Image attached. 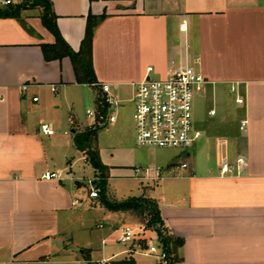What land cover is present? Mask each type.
<instances>
[{
    "label": "crops",
    "instance_id": "obj_1",
    "mask_svg": "<svg viewBox=\"0 0 264 264\" xmlns=\"http://www.w3.org/2000/svg\"><path fill=\"white\" fill-rule=\"evenodd\" d=\"M50 1L75 52L88 17L106 16L95 31L93 68L121 108L122 90L134 94L149 67L166 77L197 62L207 84L196 102L209 107L195 109L201 137L192 148L170 154L121 142L120 154L132 157L126 160L115 152L106 160L97 150L108 174L118 169L135 179L136 167L161 170L158 180L141 183L166 227L184 240L180 264H264V0ZM40 15L32 9L21 20L0 18V264H163L139 244L158 247L155 233L143 230L141 240L119 243L123 227L142 226L83 188L86 165L100 176L75 146V132L90 126L76 113L83 105L97 108L100 91L77 82L70 58L46 61L42 46L55 37ZM125 122L117 115L120 138ZM43 124L55 135H45ZM130 132L134 137V119ZM179 155L189 161L177 162ZM239 159L247 162L239 175L221 176L224 161ZM48 173L62 180H48Z\"/></svg>",
    "mask_w": 264,
    "mask_h": 264
},
{
    "label": "built area",
    "instance_id": "obj_2",
    "mask_svg": "<svg viewBox=\"0 0 264 264\" xmlns=\"http://www.w3.org/2000/svg\"><path fill=\"white\" fill-rule=\"evenodd\" d=\"M1 4L8 6L11 1L4 0ZM206 84V78L198 70L197 62L194 65L172 69L166 77H157L155 68L149 67L145 77L133 84V119L138 145L151 149L182 151L192 148L201 137L195 125L194 103L203 93ZM94 87L100 91V100L97 108L89 109L86 113L87 118L91 120L89 128H105L117 121V113L124 102L112 93L110 84L96 83ZM23 90L25 92L27 86ZM232 92H235V89H232ZM34 100L37 101L38 98ZM237 103L243 104L244 100L239 98ZM70 122L75 125L74 120L71 119ZM246 125L247 122L242 123V131L245 130ZM41 130L47 136L55 135V131L47 124H43ZM246 166L247 162L244 159H239L236 163L224 161L221 166V176L239 175L242 167ZM183 167L185 168L186 165ZM134 174V178L139 181H154L160 178L161 170L136 167ZM45 178L62 180L61 175L55 173H48ZM90 190V197L98 199L99 190L93 186ZM99 227L103 228L104 225L101 224ZM143 230V228L135 229L131 226L123 227L117 241L121 244H131L141 240L140 234ZM146 250L161 263L169 264L168 255L161 247L147 243ZM96 264H110V260H102Z\"/></svg>",
    "mask_w": 264,
    "mask_h": 264
},
{
    "label": "trees",
    "instance_id": "obj_3",
    "mask_svg": "<svg viewBox=\"0 0 264 264\" xmlns=\"http://www.w3.org/2000/svg\"><path fill=\"white\" fill-rule=\"evenodd\" d=\"M38 9L41 12L40 19L44 27L55 37V43L43 45L42 49L46 61L62 60L70 58L79 84L92 85L98 83L93 68L92 48L97 26L106 16L88 17L86 35L79 52H75L62 37L58 25L57 16L53 11L50 0H27L21 4H10L7 7L0 6V18L22 19V13L26 10ZM25 25V24H24ZM103 127L87 128L85 131H76L74 143L78 150L85 154L88 162L95 168L100 176L99 200L101 204L111 212H128L139 218L140 225L145 231L156 234L159 247L168 255L169 264H180L178 250L183 247L184 240L176 238L166 227L160 212L159 204L153 198L145 195L132 197L123 202L110 201L106 198V180L108 168L100 159L97 150V137ZM142 248H147V242L141 241ZM124 264V263H121Z\"/></svg>",
    "mask_w": 264,
    "mask_h": 264
},
{
    "label": "rangeland",
    "instance_id": "obj_4",
    "mask_svg": "<svg viewBox=\"0 0 264 264\" xmlns=\"http://www.w3.org/2000/svg\"><path fill=\"white\" fill-rule=\"evenodd\" d=\"M1 7H7V6H3L2 4H0ZM123 93V97L126 99V103L124 104L123 108L119 109L118 111V115L123 116L125 118V124L126 127L124 129V137L120 138L119 133H117L116 131V124H110L107 127H105L104 130L99 131L98 133V137H97V146L98 148H100L101 150H104L106 152L105 158L106 160L112 158V154L115 152V157L116 155H120L121 159L126 160L132 157L125 154H120V147L123 146L121 145L123 142V144H126L129 147H136L139 149H151V148H144L140 145H138V143L136 142V129H135V135L134 137L131 136V132H130V124L132 122L133 119V108H134V104L132 103V99H133V94L131 91V88L129 87H125L122 90ZM204 101H200L197 100V102L195 101L194 103V117H196V113H195V109L196 107H198L200 105L201 110L206 109L207 107H209V105H206V103L204 104ZM95 107L93 106H81L80 108L77 109V117L79 119L80 122H82L84 124L85 127H88L89 125H91V120H89L86 116L87 110L91 109L94 110ZM132 127V126H131ZM135 127V124H134ZM122 140V141H121ZM153 151H166V152H170V154L172 153H177L178 150H172V149H155ZM178 155V154H176ZM125 158V159H124ZM178 161L180 163L183 162H188V158L186 155H179L178 156ZM112 162V160H111ZM111 170V169H110ZM115 170L112 173H107V175L109 176L106 180V198L110 201H116V202H123L128 200L129 198L132 197H140L144 195V188L143 184L141 183V181L139 180H135L129 177H123L121 176V174L119 173L118 169H113ZM118 170V172L116 171ZM121 170V169H120ZM109 171V170H108ZM127 171V170H126ZM110 172V171H109ZM127 173V172H126ZM134 171L132 172V177H134ZM85 187L84 190L86 192H88V190L90 189V187H94L96 189H100V179L97 180L94 174V170L90 165H86L85 167V173L82 175ZM90 181V182H89ZM99 199V198H98ZM132 220L134 222H136L137 224H141L139 221V218L134 215L131 214ZM131 224V223H130Z\"/></svg>",
    "mask_w": 264,
    "mask_h": 264
}]
</instances>
